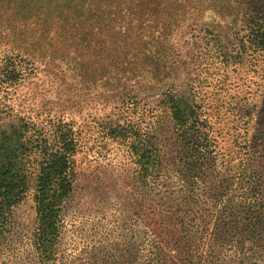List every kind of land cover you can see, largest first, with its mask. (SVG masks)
Wrapping results in <instances>:
<instances>
[{"label":"rangeland","instance_id":"obj_1","mask_svg":"<svg viewBox=\"0 0 264 264\" xmlns=\"http://www.w3.org/2000/svg\"><path fill=\"white\" fill-rule=\"evenodd\" d=\"M211 1L204 18L212 26L181 28L174 39L140 42L143 53L155 46L169 55L159 65L157 56L137 55L153 68L150 75L144 72L146 79L125 72L132 81L117 86L112 75L98 73L101 65L111 70L115 56L131 61L139 45L116 41L114 50L111 41L93 51L97 40L86 39L73 44V55L74 47L51 54L41 44L35 61L24 53L29 61L15 83L0 84L4 121L62 119L76 132L74 192L51 264H264V53L253 51L246 37L247 18L264 15V0L229 5L239 13L231 26L229 21L215 25ZM73 57L80 65L71 70ZM166 89L185 99L210 142L203 170L190 180L193 194L209 197L216 184L243 181L251 197L247 208L231 203L214 214L204 203L189 204L179 187V167L160 172L162 165L179 164L183 152L162 100ZM115 131L152 142L161 163L147 187L134 176L132 139ZM235 195L226 197L238 203ZM34 225L30 189L0 239V264H36L29 241Z\"/></svg>","mask_w":264,"mask_h":264},{"label":"trees","instance_id":"obj_2","mask_svg":"<svg viewBox=\"0 0 264 264\" xmlns=\"http://www.w3.org/2000/svg\"><path fill=\"white\" fill-rule=\"evenodd\" d=\"M211 2L216 7V10L213 8L218 18L215 25L227 21L228 26L234 25L239 13L229 5L237 1L229 0L223 5L221 0ZM208 4L209 0H0V84L15 83L23 74V63L29 61L24 53L30 52L35 61V52L39 51L41 44L48 46L47 53L51 54L74 47V51H71L73 55L77 51V45L73 44L85 42L86 39L97 40V47L91 48L93 51H101V45L111 41L115 50L116 41L137 46L145 41L151 44L158 40H171L181 28L193 30L197 25L212 26L204 18ZM247 28L250 48L264 53V15L249 16ZM155 49V46H151L145 49L144 54L139 45L133 50L131 61L115 56L111 70L101 65L98 73L112 75L116 82L113 84L117 86L119 81H132L125 77L129 74L132 78L146 79L148 76L144 72L150 75L153 68L141 62L143 54L144 59L150 54L154 58L157 56V65L159 61L167 62L169 59L168 54ZM72 61L68 67L74 70L80 63L77 57H73ZM124 68L125 71H122ZM153 79L150 77L148 82L151 83ZM166 90L161 91L162 100L170 111L177 139L183 143V152L180 154V165L175 162L166 168L162 165L160 172H175L179 167V187L189 204L204 203L214 214L221 213L231 203L237 209L247 208L251 197L243 181L237 186L234 183L216 184L209 197L193 194L190 180L198 178L203 170L201 167L205 163L210 142L204 124L199 126L197 120L193 121L196 114L188 104L183 103L185 99ZM73 128L70 122L62 119L37 122L20 117L4 121L0 117V239L5 237L14 208L31 189L35 225L29 241L37 258L36 264H51L55 260L58 238L65 227V205L72 197L76 180L78 142ZM191 130L196 132L190 134ZM126 132L121 135L115 131V134L124 140L127 137L132 139L130 152L138 168L134 176L147 187L159 170L160 157L153 151L151 141H139L133 138L134 133ZM228 193H236L234 198L238 203L226 197Z\"/></svg>","mask_w":264,"mask_h":264}]
</instances>
